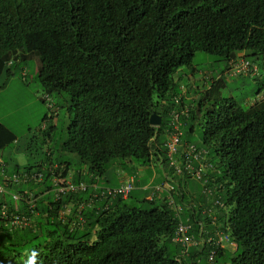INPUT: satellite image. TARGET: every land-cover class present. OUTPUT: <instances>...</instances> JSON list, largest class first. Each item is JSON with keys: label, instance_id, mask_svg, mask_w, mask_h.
Instances as JSON below:
<instances>
[{"label": "trees", "instance_id": "16d2710c", "mask_svg": "<svg viewBox=\"0 0 264 264\" xmlns=\"http://www.w3.org/2000/svg\"><path fill=\"white\" fill-rule=\"evenodd\" d=\"M196 51L224 61L217 83L226 79L229 59L243 52L258 62L259 72L240 76L261 83L264 0H0V77H12L15 68L36 58L40 87L69 97L71 118L59 150L75 153L87 175L103 176L116 160L149 165L157 154L152 139L164 131L171 110L188 109L180 116L182 125L195 120L185 86L174 89V74L192 64ZM255 95L250 106L231 95L215 98L200 116L194 145L205 147L209 160L216 155L221 165L219 172L206 174L212 197L216 193L222 201L215 222L236 244L233 251L217 249L212 264H264V101ZM152 114L161 116L158 126L150 123ZM45 128L41 145L52 139L56 124ZM192 131L189 124L182 142L193 144ZM14 144L27 160L23 166L12 156L5 160L10 172L30 170L38 162L68 168L69 162L54 158L48 147L31 153V143ZM189 177L173 176L184 184ZM84 178L73 181L88 183ZM176 191L174 205L181 211L164 196L143 198L140 205L116 197L92 216L83 214L88 221L75 230L58 219L56 206L39 205L35 227L0 233V264H206L208 244L190 245L181 255L173 240L182 222L192 224L197 240L200 226L211 230L212 216L202 213L206 194L193 204L183 198V187ZM80 195L67 194L64 201L82 200Z\"/></svg>", "mask_w": 264, "mask_h": 264}, {"label": "built area", "instance_id": "2783aa9c", "mask_svg": "<svg viewBox=\"0 0 264 264\" xmlns=\"http://www.w3.org/2000/svg\"><path fill=\"white\" fill-rule=\"evenodd\" d=\"M259 72L257 63L247 59L243 54H237L229 59L227 67L223 72L226 79H231L239 75H256ZM49 100L46 94L43 97ZM257 99V98H256ZM179 99H175L178 103ZM188 109L184 107L181 111L177 109L169 112V120L166 128V139L164 141L165 157L168 166L172 169V174L167 175L163 183L154 186L150 198H162L164 196L168 205L177 211L181 207L174 205L173 195L176 194L175 181L173 176L187 174L197 178L202 186L203 193L210 195L212 189L208 186L207 170L212 168V164L206 159V151L202 147L187 143L181 147L182 122L180 116H187ZM48 174V178L46 177ZM89 184L84 180L73 182L70 177L63 173V169L57 164L47 165L39 163L37 167L30 170H20L12 173L5 172V164L0 157V196L4 201H0V233L15 229L33 228L36 225V218L39 214L38 206L45 191L52 192V202L55 203L58 219L65 223L70 230L83 227L85 219L81 215L83 204L78 202L74 218L69 219L71 211L69 202H64L63 198L67 194H79L85 192ZM134 188V178L129 176L124 182L116 186H106L98 189V196L106 199L107 205L116 197L125 198ZM10 201H7V198ZM51 206V207H53ZM215 206H222L220 198L215 197L210 207L203 210L213 214ZM213 221L215 218H212ZM192 225L187 222L179 223L176 227L173 240L182 247L180 254L187 252L190 245L205 243L210 246L206 264H212L217 249L230 242V237L223 231L215 229L206 231L200 226L201 240H197L191 232ZM200 264V263H198Z\"/></svg>", "mask_w": 264, "mask_h": 264}, {"label": "rangeland", "instance_id": "374dc122", "mask_svg": "<svg viewBox=\"0 0 264 264\" xmlns=\"http://www.w3.org/2000/svg\"><path fill=\"white\" fill-rule=\"evenodd\" d=\"M37 63L36 58L33 57L23 63V69L18 68L15 70V74L12 77L8 79L4 75L0 77V124L13 129L18 137L19 145L22 147H26L28 143H31V153H34L36 149L39 153H44L46 147H48L52 151L54 158H58L59 161H68V168L73 172L83 166L79 162L77 155L59 150L60 145L67 138V126L71 118V113L68 112L69 97L65 93L62 96H58L54 91L45 92L40 87L37 81ZM259 63H261V60H259ZM223 68L224 61L221 58L203 51H196L192 58V64L180 67L174 74V89L179 91L181 84L188 89L185 102L190 106L192 105V110L195 112V120L188 119V124L181 126L184 131V139L186 138L185 134L189 124L193 127V131L188 136L190 142L199 144L200 116L204 109L210 103H213L215 98H225L231 95L239 104L243 105L245 97L255 95V91L260 84L259 82L257 83L256 79L247 77L244 79V84L243 82H235L236 80L233 78L231 80H223V86L211 87V77L213 79L217 78ZM260 72H263V70H260ZM194 79L196 80L195 83H193ZM205 79H207L208 83L204 82ZM260 80L264 81V76L260 77ZM209 87L211 88L210 90H208ZM47 93L53 107L49 106L48 99L45 101L42 99ZM193 96L196 98L192 99ZM198 108H201L200 112H198ZM44 116H47V118L44 119ZM54 120L56 128L52 133V139L45 145H41L38 137H41V132L43 131L40 130H46L47 128L45 127L52 124ZM208 150L214 154L213 149L208 148ZM0 156L6 162L7 160L10 161L9 159L12 156L18 164H25L27 160V157L22 152L16 153L15 144L6 145ZM213 161L215 162V167L220 170L221 165L216 155H214ZM153 162L151 161L149 165L145 166L144 170L147 172L148 180L146 182L150 181L153 176L155 180L150 182L156 185L162 181L164 172L161 165L153 164ZM123 168L126 171H130L126 164H124ZM187 185L191 189L192 195L195 194V197L202 195L203 187L197 178L190 176L187 179ZM143 198V193L132 191L127 203L129 205H140L139 201ZM143 206L148 207V204ZM170 247L171 250H174L173 244H170Z\"/></svg>", "mask_w": 264, "mask_h": 264}, {"label": "crops", "instance_id": "0c3cea01", "mask_svg": "<svg viewBox=\"0 0 264 264\" xmlns=\"http://www.w3.org/2000/svg\"><path fill=\"white\" fill-rule=\"evenodd\" d=\"M18 68H15V70H17ZM262 70L263 72H260V77L264 76V65H262ZM247 77H238L235 78L234 80H236L235 82H243L244 84V79ZM195 79L193 80V83H195ZM233 82V81H232ZM211 87H218V86H223L222 82L217 83V81H215L214 79H212L211 77V81H210ZM184 87L182 84L180 85V88ZM262 87H264V81H262L259 86L256 89V92L259 91L260 89H262ZM186 90V93L188 91V89H186V87L182 88V91ZM181 91V89L179 90ZM178 91V92H179ZM252 97H245L244 99V103L246 105H252L254 102H252ZM196 97L193 96L192 99H195ZM218 98V97H217ZM264 99L260 100L259 103L263 102ZM157 115V114H155ZM160 117L161 120V116L157 115ZM168 117L165 118V126L163 127L164 131L159 132L158 136L152 139V147H153V153H157L156 155L153 156V164H158L162 166L164 175H162V181L159 182L163 183V181H165L167 179V175H171L169 172V167L165 162V156H162V153L159 152L160 150L164 151V141L166 139V128H167V123H168ZM160 124V123H159ZM18 140L17 135L14 133L13 129L8 128L6 125L3 126V124H0V145L2 144V147H4L5 145H10V144H14L16 141ZM185 143V142H184ZM61 146V145H60ZM20 165L24 164V163H19ZM124 164L128 165L130 171H126L123 167ZM147 165H141L137 162H135L134 160L131 159H124V160H117V161H113L109 167H108V171L105 172V174L101 177L98 178H93L91 175H87V167L86 165H83L80 169L75 170L73 172H71L69 170V168L67 169V176L70 177L72 180H77L80 177L84 178L87 176L88 181L90 183V187L89 189L84 192L81 193L80 198L82 199L81 201H83L84 205H83V214L86 215V217H90L92 216V213H97L103 205L106 204V199L101 198L98 196V189H100L101 187H106V186H116L121 184L122 182H124L126 180L127 177L129 176H133L134 178V188L131 190L129 197L125 198V200H128L131 196L132 191L138 192V193H143L144 198L149 199L151 192L154 190V184H152V180H155V177L152 179H150V181L146 182L147 179V172L144 170V167ZM6 171L10 172V168H8V165H6ZM81 171V172H79ZM133 171V172H131ZM85 179V178H84ZM178 185L177 187H183V198L186 199V202H192L193 204H195V202L198 200L200 201L201 199H203L204 195H200L199 197H195V194L192 195L191 194V189L188 187L187 182L184 184V180H182L183 178H178ZM157 185V184H156ZM152 189V190H151ZM150 191V192H149ZM181 194V192H179V195ZM51 192H48L47 194H45L43 198L45 199H50L51 198ZM47 201V200H46ZM46 201H41V205L43 207L48 206L46 205ZM210 201L207 197L205 200L206 205L210 204ZM206 207V206H203ZM202 207V208H203ZM189 208V205H188ZM88 210V211H87ZM92 210V211H90ZM97 211V212H96ZM88 219L86 218V223H87ZM226 248L229 251H233L236 248V245L234 243L231 244H227ZM196 250L198 249H194L192 252L193 254L196 253ZM197 254V253H196Z\"/></svg>", "mask_w": 264, "mask_h": 264}, {"label": "clouds", "instance_id": "9594fccd", "mask_svg": "<svg viewBox=\"0 0 264 264\" xmlns=\"http://www.w3.org/2000/svg\"><path fill=\"white\" fill-rule=\"evenodd\" d=\"M238 54H243L244 55V53L243 52H239ZM237 55V54H236ZM244 57H245V55H244ZM247 58V57H246ZM248 59V58H247ZM250 60V59H249ZM251 61H253V60H251ZM253 62H255V63H257V65H258V62H256V61H253ZM240 76V75H239ZM236 77H238V76H236ZM236 77H234V78H236ZM48 94V93H47ZM48 96H49V94H48ZM257 98V99H256ZM42 99L45 101V99L42 97ZM255 99L257 100V101H260V100H262V99H264V87L261 89V90H259V92L255 95ZM50 103H51V101H50ZM51 107H53L52 106V104H51ZM53 123H55V120L53 121ZM159 125V124H158ZM158 125H154V126H158ZM182 132H183V130H182ZM183 136V135H182ZM181 139H182V137H181ZM187 143H189V142H182V140H181V147L183 146V145H185V144H187ZM194 144V143H193ZM203 149H205V151H206V159H207V161L208 162H210L211 164H212V168H210V169H208V170H216L217 172H219V169L217 168V167H215V165L213 164V159L212 160H209L208 159V152H207V150H206V148L205 147H202ZM49 150V149H48ZM164 150H165V147H164ZM164 155H165V151H164ZM1 157V156H0ZM1 159L3 160V158L1 157ZM3 162H4V164H5V167H6V162H5V160H3ZM165 162H166V157H165ZM39 163L40 162H38L37 163V165H39ZM53 164H57L60 168H62L63 169V173L66 175L67 174V169L68 168H66V166L64 165H60L59 163H57V162H53L51 165H53ZM166 164H167V162H166ZM24 164H22V166H23ZM48 165V164H47ZM168 165V164H167ZM169 167V166H168ZM35 168V167H34ZM34 168H32V169H34ZM170 168V167H169ZM20 170H25V169H19V170H17V171H20ZM207 170V171H208ZM5 172L6 173H12V172H7L6 171V168H5ZM13 172H15V171H13ZM47 174V173H46ZM172 174V173H171ZM47 176H48V174H47ZM93 178H98L97 176H94V175H91ZM170 176V175H169ZM45 178H48V177H45ZM71 179V178H70ZM174 179V178H173ZM72 180V179H71ZM81 180V179H80ZM84 180V179H83ZM73 181V180H72ZM85 181V180H84ZM175 181V180H174ZM74 182V181H73ZM88 184H89V187H90V183L88 182ZM177 185H178V183H176L175 182V187H176V190H177ZM89 187H88V189H89ZM203 187V186H202ZM210 187V186H209ZM211 189H212V192L210 193V195L208 196V195H206V197L209 199V200H211L210 201V204L209 205H206V207H203L202 208V213L204 214V213H206V212H203V210L204 209H206V208H208V207H210L211 205H212V203H213V199L215 198V197H218V196H216V193H215V196H213L212 197V195H213V188L212 187H210ZM87 189V190H88ZM214 190H215V188H214ZM48 192H51V191H45L44 193H43V195H42V197L45 195V194H47ZM177 192V191H176ZM82 193H84V192H82ZM152 193V192H151ZM79 194H81V193H79ZM130 194V193H129ZM204 194V193H203ZM51 195H52V192H51ZM77 195V194H76ZM151 195V194H150ZM129 196V195H128ZM127 196V197H128ZM211 196V198H209ZM42 197H41V199L39 200V205H41V201H46V205H48L49 207H51V206H53V204H55V203H53L52 202V196H51V198L50 199H45V198H43L42 199ZM65 197V196H64ZM127 197H125V198H127ZM219 198V197H218ZM149 199H152V198H150L149 197ZM7 201H10V199L9 198H7ZM63 201H64V198H63ZM64 202H69L70 203V205H71V211H70V214H69V216H68V218L69 219H71V218H74L75 217V214H76V209H77V203L78 202H81L83 205H84V203H83V201H81V200H79V201H77V199H72V200H70V201H64ZM107 204V203H106ZM47 206V207H48ZM73 207H75V212H73ZM217 207H219V206H215L214 207V209H213V214L211 215V214H208V215H211L212 216V218H215V216H214V211L216 210V208ZM83 206H82V208H81V215L83 216V218L85 219V222H84V225L86 224V218H85V216L83 215ZM39 215V214H38ZM57 215H58V213H57ZM60 220V219H59ZM61 221V220H60ZM62 222V221H61ZM63 223V222H62ZM63 224H65V223H63ZM191 224V223H190ZM211 224H212V228H211V230L209 231V232H211V231H213V230H215L216 228L217 229H219L220 231H223L222 229H220V226L219 225H217L216 224V222H215V220L213 221V219H211ZM66 225V224H65ZM84 225H83V227H84ZM192 225V224H191ZM68 227V226H67ZM204 228V227H203ZM81 229V228H80ZM205 229V228H204ZM206 231H208V230H206ZM224 232V231H223ZM226 234H228L227 232H225ZM229 235V234H228ZM229 237H230V235H229ZM231 243H234L235 244V242L234 241H232L231 240V238H230V242H227V243H225L224 244V246L222 247V248H226V245L227 244H231ZM236 245V244H235ZM221 249V248H220ZM227 249V248H226ZM201 264V263H200Z\"/></svg>", "mask_w": 264, "mask_h": 264}, {"label": "water", "instance_id": "95a60500", "mask_svg": "<svg viewBox=\"0 0 264 264\" xmlns=\"http://www.w3.org/2000/svg\"><path fill=\"white\" fill-rule=\"evenodd\" d=\"M161 122L160 120V117L155 115V114H152L151 117H150V123L152 125H158L159 123Z\"/></svg>", "mask_w": 264, "mask_h": 264}]
</instances>
